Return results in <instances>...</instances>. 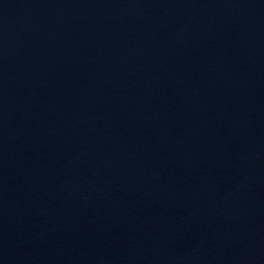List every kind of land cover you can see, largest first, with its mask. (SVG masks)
<instances>
[{
  "label": "water",
  "instance_id": "95a60500",
  "mask_svg": "<svg viewBox=\"0 0 264 264\" xmlns=\"http://www.w3.org/2000/svg\"><path fill=\"white\" fill-rule=\"evenodd\" d=\"M0 264H264V0H0Z\"/></svg>",
  "mask_w": 264,
  "mask_h": 264
}]
</instances>
